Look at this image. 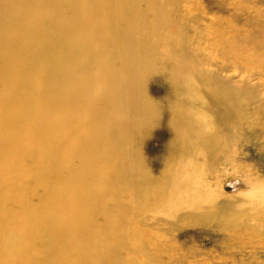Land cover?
<instances>
[{
    "label": "bare ground",
    "instance_id": "1",
    "mask_svg": "<svg viewBox=\"0 0 264 264\" xmlns=\"http://www.w3.org/2000/svg\"><path fill=\"white\" fill-rule=\"evenodd\" d=\"M172 1L0 0V264H264V92Z\"/></svg>",
    "mask_w": 264,
    "mask_h": 264
},
{
    "label": "rangeland",
    "instance_id": "2",
    "mask_svg": "<svg viewBox=\"0 0 264 264\" xmlns=\"http://www.w3.org/2000/svg\"><path fill=\"white\" fill-rule=\"evenodd\" d=\"M204 1L205 0L172 1L174 4L176 3V11L174 14L175 18L181 20L182 22H189L191 26H193V30L187 33V35L190 36V38L195 37L196 39V42L193 41L194 52H192V54L193 56L199 58V60H197L196 62L200 63L201 65H199L198 67H204L209 70L212 68L213 64H217L213 66L221 67L229 65L228 68L230 73L235 72L239 67V71L242 70L241 75H246L245 81H250L251 84L257 85V90L264 92V76L262 75V73H264V45L261 47H255L250 42L239 41V37H242V35L248 33V26L246 17L242 22L237 21V19H240L237 16H239L238 14L242 12V8L244 7L249 10L248 13L246 12L247 14H249L248 17L251 16L252 18H254L255 16H260V11L264 10V3L262 6H258L259 4H255V0H228L227 7L231 8L232 10L226 11L222 8H218L217 6L207 7ZM245 1H251V3ZM195 15L199 17L198 21L201 23L202 27H197V24L192 21ZM240 45L243 47H241ZM236 46H238V48ZM165 50L166 49L164 47L159 48L160 54L157 56V58L159 57L158 61H163L162 58L164 56L166 57ZM200 53L203 55H201ZM172 59H174V56L172 57ZM191 69L192 68H190L189 70L192 71ZM253 70H256V72L255 75L251 77L250 75L252 74ZM189 79L193 84H196L193 79H191L190 77ZM154 86V91H156L160 95L168 94L172 90L169 87H162V85L160 86L154 84ZM245 87H247V85L244 82L243 88ZM194 89L196 88L194 87ZM156 145L159 146V143H156ZM163 152V149H161L158 151L157 155H162ZM252 230L253 229H251V234L253 232ZM254 232L258 236H251L250 234V238L248 240L264 243V225L256 228ZM158 234L161 239L167 238V234H165L163 231H159ZM191 235L193 236L190 237ZM178 240L183 244L185 248H195L196 246L201 249L206 248V250H212L214 248V245L217 244L215 240H212L214 243L211 241V243L208 244L209 240L203 233L196 234L195 232L194 234L186 233L182 235V237H180ZM207 244L208 247L210 246L209 249L207 247ZM200 245L203 247H201ZM218 245L221 246V243L218 242L217 246ZM223 255L224 257H229L231 254L230 252H225ZM213 259L218 260L217 258Z\"/></svg>",
    "mask_w": 264,
    "mask_h": 264
}]
</instances>
